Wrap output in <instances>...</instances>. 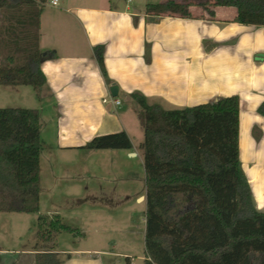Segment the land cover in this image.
<instances>
[{"label":"trees","instance_id":"1","mask_svg":"<svg viewBox=\"0 0 264 264\" xmlns=\"http://www.w3.org/2000/svg\"><path fill=\"white\" fill-rule=\"evenodd\" d=\"M47 1L0 0V17L8 20L0 27V85L39 90L45 84L40 62L49 53L39 49L38 30ZM191 6L200 7L208 19L215 7H233L234 22L264 27V0H164L147 3L145 14L191 18ZM97 61L109 82L101 54ZM131 96L143 129V264H264V211L254 205L239 160L238 97L163 109L143 95ZM258 111L264 113V104ZM41 129L38 109L0 107V212L39 211ZM81 147L131 149L132 143L118 131L94 136ZM37 226L43 242L72 230L57 217L40 216ZM36 264L63 261L55 253L39 252Z\"/></svg>","mask_w":264,"mask_h":264},{"label":"crops","instance_id":"2","mask_svg":"<svg viewBox=\"0 0 264 264\" xmlns=\"http://www.w3.org/2000/svg\"><path fill=\"white\" fill-rule=\"evenodd\" d=\"M146 4L56 0L43 7L38 46L49 56L40 62L46 82L34 92L42 105L40 139L67 153L84 150L81 146L94 136L125 131L132 148L124 150L137 156L141 148H135L131 132L139 122L138 106L131 94L163 109L236 95L239 160L254 205L264 211V113L258 111L264 104V27L234 22L233 7H215L212 19L197 6L189 8L191 18L152 19L145 14ZM100 54L109 82L98 65ZM113 84L115 97L109 91ZM50 252L65 253L68 264H104L102 255H117Z\"/></svg>","mask_w":264,"mask_h":264},{"label":"rangeland","instance_id":"3","mask_svg":"<svg viewBox=\"0 0 264 264\" xmlns=\"http://www.w3.org/2000/svg\"><path fill=\"white\" fill-rule=\"evenodd\" d=\"M100 1L134 6L164 0ZM5 24L0 17V27ZM2 53H6L3 45ZM36 91L30 85H0V107L39 110L42 105L34 95ZM134 125L131 139L135 148L140 149L143 129L139 122ZM96 150L64 153L42 142L39 211L0 212V264H36L37 253L52 250L72 254L77 250L114 251L116 256H101L104 264H126V257L130 264H143L145 203L137 200L140 195L145 196L141 149L137 156H131L124 149ZM40 216L57 217L72 230H61L48 242L40 241L37 237ZM67 256L62 253L57 257L68 264Z\"/></svg>","mask_w":264,"mask_h":264},{"label":"built area","instance_id":"4","mask_svg":"<svg viewBox=\"0 0 264 264\" xmlns=\"http://www.w3.org/2000/svg\"><path fill=\"white\" fill-rule=\"evenodd\" d=\"M54 5V4H56V0H48L47 2H46V5ZM112 100V102L114 103V105H119L120 104V101L119 100H117L116 98H112L111 99ZM103 102H107V99H103Z\"/></svg>","mask_w":264,"mask_h":264},{"label":"water","instance_id":"5","mask_svg":"<svg viewBox=\"0 0 264 264\" xmlns=\"http://www.w3.org/2000/svg\"><path fill=\"white\" fill-rule=\"evenodd\" d=\"M109 91H110L111 96L113 97L117 96L118 94V88L114 84L109 87Z\"/></svg>","mask_w":264,"mask_h":264}]
</instances>
